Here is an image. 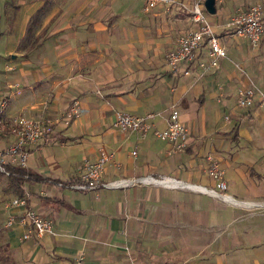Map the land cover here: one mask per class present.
Segmentation results:
<instances>
[{
	"label": "crops",
	"instance_id": "1",
	"mask_svg": "<svg viewBox=\"0 0 264 264\" xmlns=\"http://www.w3.org/2000/svg\"><path fill=\"white\" fill-rule=\"evenodd\" d=\"M72 1L82 5L67 10L68 27L41 29L45 36L23 56L22 37L28 27L32 31L28 20L43 4L0 0L5 119L53 117L74 97L81 103L69 124L55 125L57 138L29 147L26 168L69 181L81 178L103 150L110 158L102 181L151 175L214 188L206 172L212 156L235 202L164 183L79 190L32 182L24 194L31 207L49 215L52 232L19 240L23 228L11 231L16 264H264V207L250 209L264 203V33L253 46L230 25L234 11L252 3L261 5L264 23V0H214L215 11H205L227 55L210 66L203 42L175 69L165 53L178 35L196 27L181 3L198 0L159 2L147 12L143 0L133 9L125 5L129 0ZM116 2L119 9L112 8ZM249 85L260 93L239 106L238 88ZM172 107L188 127L186 147L177 153L154 132L167 125ZM118 111L153 112L151 129L145 135L118 129ZM4 133L5 145L14 143L13 134ZM43 188L50 195L40 194Z\"/></svg>",
	"mask_w": 264,
	"mask_h": 264
},
{
	"label": "built area",
	"instance_id": "2",
	"mask_svg": "<svg viewBox=\"0 0 264 264\" xmlns=\"http://www.w3.org/2000/svg\"><path fill=\"white\" fill-rule=\"evenodd\" d=\"M169 0H143V11H150L159 2ZM190 13L193 22L196 23L194 29L188 30L177 36L175 45L166 51L165 59L170 68H177L178 64L186 59L192 58L198 47L206 42L208 45L209 65L218 66L219 60L227 55V50L220 42L214 31L213 25L208 19L204 4L201 1H195L191 5L181 3ZM230 25L235 34L246 37L253 46H257L263 38L264 23L263 11L259 3H252L246 7L237 8L231 16ZM259 90L254 85L242 86L237 91V104L248 106L252 104L254 97ZM264 104V100L261 101ZM5 107L4 101L0 102V134L10 131L15 139L14 143L8 144L6 148L0 151V172L7 176L8 171L5 165L7 163L26 167L29 158L28 149L32 144L37 143L43 138L51 136L57 123L62 125L69 124L80 114L81 103L79 98L74 97L65 111L57 118L50 117H28L19 115L11 120H6L3 116ZM153 112H147L143 115L132 114L125 111L116 112L113 124L122 131L134 130L141 135H145L152 127ZM155 134L171 143L169 153L181 152L185 149L188 137V127L179 118L178 109H170L167 125L162 129H155ZM109 155L101 150L98 158L87 166L85 174L81 177L83 183L71 185L79 190H95L100 187L118 188L128 186L134 183L142 184H167L171 187L186 188L192 190H203L211 196L218 197L224 201H234L232 197L225 193L226 182L224 170L221 168L216 158L207 157L206 172L209 177L215 181L214 188L201 187L189 182L174 178H157L151 175H145L134 179H120L104 182L100 179V174L104 164L109 160ZM59 185H61L59 183ZM15 204H26L25 199L14 200ZM256 205V204H255ZM21 224L26 226L23 233V239H28L35 235L42 237L46 233L52 232L51 223L40 216L35 210L27 209L21 219ZM137 264V263H133Z\"/></svg>",
	"mask_w": 264,
	"mask_h": 264
},
{
	"label": "rangeland",
	"instance_id": "3",
	"mask_svg": "<svg viewBox=\"0 0 264 264\" xmlns=\"http://www.w3.org/2000/svg\"><path fill=\"white\" fill-rule=\"evenodd\" d=\"M88 2L91 3L92 1H88ZM97 2H99V0H95V3ZM137 2L138 0H129L127 3H125V5L133 9L137 5ZM41 3L43 4L42 9L38 10L36 14L34 15V18L32 19L30 18L27 23L31 27L32 31L26 32V34L22 37V41L24 42V50L22 51L23 53L21 55L23 56H27V54L30 52L31 47L29 44L34 39L41 40V38L45 36V33H47L50 29L56 30L58 28L59 30L61 29V27H66V26L68 27V23L70 22V19L66 18L67 10H68V15H69L70 12L76 11L77 8L79 9L80 6L82 5L81 2L73 3L72 0H68V3L65 2V0H41ZM100 3H103V2L100 1ZM88 5L90 4L88 3ZM121 5H122L121 3L116 2V3H113L112 8H118ZM43 28H45V33L44 31H41V29ZM28 47H30V49ZM6 57H9V55H7ZM60 115L61 113L53 117L47 116V115H40L39 117H42V118L50 117L53 119V118L59 117ZM5 143H6V138L1 137L0 138V151L1 149L3 150ZM135 184L136 183L130 184L128 186H133ZM128 186H124V187H128ZM100 188L110 189V188H104V187H100ZM100 188H98V190ZM229 191H230V185L227 188V192ZM39 192L42 195H48V194L50 195L48 188H43L42 190H39ZM15 199L16 200L18 199L27 200L29 199V197L27 195L18 194L8 184L6 176L0 175V264H16L17 263V259H16L17 250L10 248V244H9L10 238L8 235L15 228L22 227L23 232L18 236V238L19 240H23V233L26 229V226L22 225L20 221L22 217L24 216L25 211L27 209L35 210L44 219L48 220L50 223L52 222L49 215L46 213H41L39 211V208L33 207V206L31 207L30 204H28L27 202L26 204H15L13 203ZM262 207H264V203H258L254 206H251L250 209H252L253 211H257V210H260Z\"/></svg>",
	"mask_w": 264,
	"mask_h": 264
},
{
	"label": "trees",
	"instance_id": "4",
	"mask_svg": "<svg viewBox=\"0 0 264 264\" xmlns=\"http://www.w3.org/2000/svg\"><path fill=\"white\" fill-rule=\"evenodd\" d=\"M27 31L30 32V28H27ZM36 44V42L34 43ZM57 134L55 133L52 136H49L48 139H53V138H57ZM47 139V138H46ZM6 170L8 171V175L6 176L7 178V182L8 184L20 195H25L24 194V186L26 184H30L32 182H42V183H54L55 185H59V183L61 185L62 188L64 187H69L73 184H78V183H83L82 179L79 178H73L68 180H63V181H58L54 180L52 178H42L39 175H35L34 173H32L30 170H28L26 167H20L19 165H15V164H11V163H7L5 165ZM0 175H3L0 172ZM30 186V185H29ZM36 196H39L37 193H33ZM32 194V195H33ZM39 198H46V196H39ZM26 202L29 204V200L27 199ZM34 240H36L37 238H33Z\"/></svg>",
	"mask_w": 264,
	"mask_h": 264
},
{
	"label": "water",
	"instance_id": "5",
	"mask_svg": "<svg viewBox=\"0 0 264 264\" xmlns=\"http://www.w3.org/2000/svg\"><path fill=\"white\" fill-rule=\"evenodd\" d=\"M204 7L208 12H214L215 11V5L214 0H204Z\"/></svg>",
	"mask_w": 264,
	"mask_h": 264
}]
</instances>
